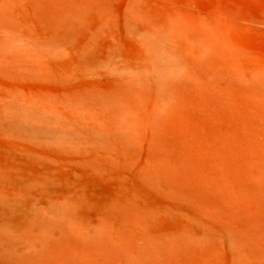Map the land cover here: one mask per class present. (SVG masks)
Segmentation results:
<instances>
[{"label":"rangeland","instance_id":"374dc122","mask_svg":"<svg viewBox=\"0 0 264 264\" xmlns=\"http://www.w3.org/2000/svg\"><path fill=\"white\" fill-rule=\"evenodd\" d=\"M0 111L126 139L0 126V264H264V0H0Z\"/></svg>","mask_w":264,"mask_h":264},{"label":"bare ground","instance_id":"6f19581e","mask_svg":"<svg viewBox=\"0 0 264 264\" xmlns=\"http://www.w3.org/2000/svg\"><path fill=\"white\" fill-rule=\"evenodd\" d=\"M79 4H81V3H79ZM64 11L62 13H64ZM71 13L73 14V12H71ZM71 13H70V15H72ZM60 16H62V15H60ZM60 16L57 18L58 19L57 23H58V25L59 24L63 25V23H64L65 25H63V27L69 26V20L72 21V20H75V18H77L76 14L74 16H71L67 20H66V18H64L65 16L63 18H61ZM51 37H50V40L53 39ZM14 39L16 41L15 40L14 41H6L4 45L7 46V48L9 46L11 48L10 50H12V49H14L15 51L17 50L18 51V58H20L21 60L22 59H24V60L26 59V61L30 60V58L28 57L30 52L25 47L20 45L19 40H18L19 38L17 39V37H16ZM3 41H5V40H3ZM16 56L17 55H15L14 57H16ZM31 59L32 60L35 59V61H37L38 58H37V56H35V58L32 57ZM35 61H34V63H35ZM121 83H123V82H121ZM118 89H119V91L115 94L111 93L110 95L109 94H107V95H94L92 97H88L85 101L84 100L82 101V106H81L82 110L87 111L88 107L90 105H95L97 107H101V106L105 107V106L110 104V105H114L115 107H117L118 116L124 118L126 104L128 103V98H129V92H128L129 86L126 83H123L120 85V88H118ZM76 104H78V103H76ZM56 123L60 124V121L59 120H53V119L47 120L45 118V116H43L42 114L36 116V115H28V114H20V115L17 114L16 115V114L12 113L11 117H8V116H6L4 111H0V126H2V128L4 126L6 129L8 128V129L14 130L16 132L28 135L30 138H35L37 140H42L43 142H49L52 144H56V145L62 146L64 148L67 147L70 149H76L79 146H82V147L92 146V147H94L95 145L98 147H102V148H109L111 146V143L113 142V140H117L119 142H121V141L125 142L126 141L124 134L121 132H117V131L108 132V131H102L101 129L81 128L77 124H76V126H71L69 128L62 129L59 126L58 127L55 126ZM65 207L63 206V210L67 211L66 210L67 208H65ZM37 220H38V218H37ZM42 221H44V220H42ZM0 226H2V227H0V234L2 236L6 237L11 230L10 227H8V228L3 227V226H5L3 224L2 225L0 224ZM40 228L42 229V227H40ZM46 228H47V226H46ZM46 228H45V230H47ZM53 228H50V229L52 230ZM42 231H43V229H42ZM12 232H14V231H12ZM12 232L10 234L11 238H12V236H14V235H12ZM49 232L50 231L48 229V232H46V233H49ZM38 234H40V233H38ZM15 235H16V233H15ZM6 239H5V241H8ZM32 239H34V238L32 237ZM41 240H42V238L40 239V241ZM43 240H44V238H43ZM31 243H32V240H31ZM34 243H36V242H34ZM152 243H153V241H152ZM34 245H33V247H34ZM35 246H37V245H35Z\"/></svg>","mask_w":264,"mask_h":264}]
</instances>
